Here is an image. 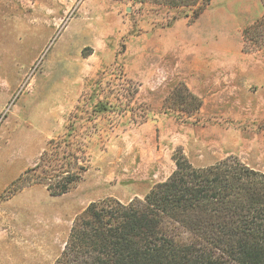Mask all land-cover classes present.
<instances>
[{"label":"rangeland","instance_id":"1","mask_svg":"<svg viewBox=\"0 0 264 264\" xmlns=\"http://www.w3.org/2000/svg\"><path fill=\"white\" fill-rule=\"evenodd\" d=\"M248 28L264 30V0H0V264H54L91 202L143 198L174 155L264 172ZM48 171L78 179L54 196L30 182Z\"/></svg>","mask_w":264,"mask_h":264},{"label":"trees","instance_id":"2","mask_svg":"<svg viewBox=\"0 0 264 264\" xmlns=\"http://www.w3.org/2000/svg\"><path fill=\"white\" fill-rule=\"evenodd\" d=\"M156 1L192 7L211 0ZM244 35L264 42V30L248 28ZM174 160L172 174L143 198L91 202L54 264H264V172L237 156L205 167L182 153ZM55 175L48 171L30 182L44 183L56 196L78 179ZM186 234L189 241L181 238Z\"/></svg>","mask_w":264,"mask_h":264},{"label":"crops","instance_id":"3","mask_svg":"<svg viewBox=\"0 0 264 264\" xmlns=\"http://www.w3.org/2000/svg\"><path fill=\"white\" fill-rule=\"evenodd\" d=\"M0 239H3V238H2V235H0Z\"/></svg>","mask_w":264,"mask_h":264}]
</instances>
